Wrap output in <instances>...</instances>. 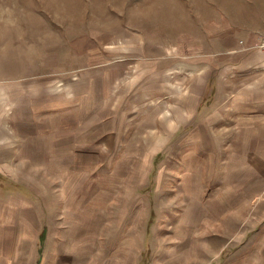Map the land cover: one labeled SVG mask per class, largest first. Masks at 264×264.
<instances>
[{
  "label": "rangeland",
  "instance_id": "obj_1",
  "mask_svg": "<svg viewBox=\"0 0 264 264\" xmlns=\"http://www.w3.org/2000/svg\"><path fill=\"white\" fill-rule=\"evenodd\" d=\"M74 1L0 0L16 264H264V0Z\"/></svg>",
  "mask_w": 264,
  "mask_h": 264
},
{
  "label": "crops",
  "instance_id": "obj_2",
  "mask_svg": "<svg viewBox=\"0 0 264 264\" xmlns=\"http://www.w3.org/2000/svg\"><path fill=\"white\" fill-rule=\"evenodd\" d=\"M263 56L264 50L260 49ZM10 176L0 171V264H16L27 245L35 240L33 229V197L23 193L4 192L1 185ZM14 194V195H10Z\"/></svg>",
  "mask_w": 264,
  "mask_h": 264
},
{
  "label": "bare ground",
  "instance_id": "obj_3",
  "mask_svg": "<svg viewBox=\"0 0 264 264\" xmlns=\"http://www.w3.org/2000/svg\"><path fill=\"white\" fill-rule=\"evenodd\" d=\"M23 1H24V0H23ZM56 1H57V0H56ZM62 1H63V0H62ZM73 1H74V0H73ZM17 2H18V0H17ZM25 2H26V1H25ZM27 2H28V1H27ZM58 2H59V1H58ZM74 2H75V1H74ZM22 3H23V2H22ZM42 3H43V2H42ZM60 3H61V2H60ZM23 4L26 5L25 3H23ZM233 4H234V3H233ZM15 5H16V3H15ZM24 5H23V6H24ZM28 5H30V4H28ZM33 5H34V4H33ZM141 5H142V4H141ZM143 5H144V4H143ZM21 6H22V5H21ZM26 7L29 8L28 6H26ZM26 7H25V8H26ZM34 7H35V6H34ZM62 7H63V6H62ZM76 7H77V6H76ZM78 7H79V6H78ZM22 8H23V7H21V10H22ZM31 8H33V7H31ZM35 8H36V7H35ZM64 8H65V7H64ZM19 9H20V8H19ZM19 9H16V10H19ZM37 9H39V8H37ZM75 9H77V8H75ZM81 9H82V8H81ZM163 9H164V8H163ZM21 10H19V11H21ZM44 10H45V9H44ZM174 10H175V9H174ZM14 11H15V10H14ZM28 11H30V10L28 9L27 12H28ZM70 11H71V10H70ZM163 11H164V10H163ZM30 12H31V11H30ZM32 12H33V11H32ZM32 12H31V13H32ZM11 13H12V12H11ZM23 13H24V12H23ZM33 13H34V12H33ZM74 13H75V12H74ZM167 13H168V12H167ZM20 14H21V13H20ZM28 14H30V13H28ZM35 14H36V13H35ZM72 14H73V13H72ZM169 14H170V13H169ZM30 15H31V14H30ZM144 15H145V13H144ZM10 16H11V15H10ZM22 16H23V14H22ZM24 16H25V15H24ZM24 16H23V17H24ZM32 16H33V15H32ZM32 16H31V17H32ZM36 16H37V14H36ZM140 16H141V15H140ZM142 16H143V15H142ZM165 16H166V15H165ZM180 16H181V15H180ZM33 17H34V16H33ZM33 17H32V18H33ZM66 17H67V16H66ZM17 18H18V17H17ZM19 18H20V17H19ZM38 18H39V17H38ZM20 19H21V18H20ZM26 19H27V18H26ZM36 19H37V18H35V20H36ZM28 20H29V19H28ZM28 20H26V21H28ZM176 20H178V19H176ZM2 21H3V20H2ZM2 21H1V22H2ZM30 21H31V20H30ZM156 21H157V19H156ZM160 21H161V20H160ZM182 21H183V20H182ZM9 22H10V21H9ZM12 22H13V21H12ZM14 22H15V20H14ZM16 22H17V21H16ZM23 22H24V21H23ZM158 22H159V21H158ZM162 22H163V21H162ZM24 23H25V22H24ZM19 24H20V23H19ZM26 24H29V23L27 22ZM12 25H13V24H12ZM14 25H15V24H14ZM39 25H40V24H39ZM165 25H166V24H165ZM165 25H164V26H165ZM21 26H22V25H21ZM29 26H30V25H29ZM47 26H48V24H47ZM19 27H20V26H19ZM48 27H49V26H48ZM12 28H13V27H12ZM14 28H15V27H14ZM20 28L22 29V27H20ZM31 28H32V27H31ZM169 28H170V27H169ZM44 29H45V27H44ZM30 30H32V29H30ZM30 30H29V31H30ZM22 32L24 33L23 29H22ZM32 32H33V31H32ZM47 32H48V31H47ZM52 32H54V31H52ZM29 33H30V32H29ZM45 33H46V32H45ZM45 33H44V34H45ZM26 34H27V33H26ZM21 35H23V34H21ZM36 35H37V34H36ZM42 35H43V34H42ZM49 35H50V33H49ZM6 37H7V36H6ZM14 37H16V36H14ZM21 37H23V36H21ZM24 37H25V35H24ZM29 37H30V35H29ZM34 37H35V36H34ZM51 37H52V36H51ZM51 37H50V38H51ZM53 37H54V36H53ZM31 38H32V37H31ZM21 39H22V38H21ZM43 41H44V40H43ZM43 41H41V42H43ZM28 42H29V41H28ZM2 43H3V42H2ZM4 43H6V42H4ZM4 43H3V44H4ZM24 43H25V42H24ZM25 44H26V43H25ZM28 44H29V43H28ZM4 45H5V44H4ZM17 47H18V46H17ZM1 49H2V47H1ZM26 51H27V50H26ZM29 51H30V50H29ZM0 53H1V51H0ZM27 54H28V53H27ZM7 55H8V54H7ZM9 56H10V55H9ZM4 57H5V56H4ZM6 57H7V56H6ZM11 62H12V61H11ZM15 62H16V61H15ZM7 63H8V62H7ZM10 64H11V63H10ZM13 64H15V63H13ZM3 67H4V66H3ZM5 68H6V66H5ZM7 68H8V67H7ZM0 69H1V68H0ZM9 70H10V69H9ZM12 70H13V68H12Z\"/></svg>",
  "mask_w": 264,
  "mask_h": 264
},
{
  "label": "built area",
  "instance_id": "obj_4",
  "mask_svg": "<svg viewBox=\"0 0 264 264\" xmlns=\"http://www.w3.org/2000/svg\"><path fill=\"white\" fill-rule=\"evenodd\" d=\"M260 48L264 50V41L260 44Z\"/></svg>",
  "mask_w": 264,
  "mask_h": 264
}]
</instances>
